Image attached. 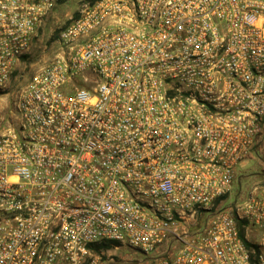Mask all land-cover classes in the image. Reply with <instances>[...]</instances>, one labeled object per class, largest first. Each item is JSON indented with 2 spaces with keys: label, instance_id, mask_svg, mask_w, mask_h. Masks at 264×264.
Masks as SVG:
<instances>
[{
  "label": "built area",
  "instance_id": "built-area-1",
  "mask_svg": "<svg viewBox=\"0 0 264 264\" xmlns=\"http://www.w3.org/2000/svg\"><path fill=\"white\" fill-rule=\"evenodd\" d=\"M64 1L0 0V89ZM79 1L0 131V264H264V184L226 204L264 165V0Z\"/></svg>",
  "mask_w": 264,
  "mask_h": 264
},
{
  "label": "rangeland",
  "instance_id": "rangeland-1",
  "mask_svg": "<svg viewBox=\"0 0 264 264\" xmlns=\"http://www.w3.org/2000/svg\"><path fill=\"white\" fill-rule=\"evenodd\" d=\"M79 6V0H66L51 12L38 32L30 55L22 60L19 70L13 75L8 86L5 89H0V131L3 127L13 124L16 102L32 75L58 55L59 32L69 23L71 17L75 16ZM239 171L246 177L250 175L252 177L242 176L239 178L238 192L235 191L226 204L233 203L235 197L240 198L246 195L254 185L259 187L264 184L263 163L250 161L246 167L240 168ZM108 250L109 254L115 256V264L123 263L128 258L140 257V254H135V251L130 248L124 247L118 250L110 248Z\"/></svg>",
  "mask_w": 264,
  "mask_h": 264
},
{
  "label": "trees",
  "instance_id": "trees-1",
  "mask_svg": "<svg viewBox=\"0 0 264 264\" xmlns=\"http://www.w3.org/2000/svg\"><path fill=\"white\" fill-rule=\"evenodd\" d=\"M242 236H243V233H242ZM100 247L109 248V247H111V243L102 244L98 248H100Z\"/></svg>",
  "mask_w": 264,
  "mask_h": 264
}]
</instances>
